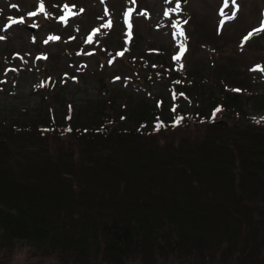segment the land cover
I'll list each match as a JSON object with an SVG mask.
<instances>
[{"label":"trees","instance_id":"trees-1","mask_svg":"<svg viewBox=\"0 0 264 264\" xmlns=\"http://www.w3.org/2000/svg\"><path fill=\"white\" fill-rule=\"evenodd\" d=\"M186 73L176 92L210 83ZM41 89L46 105L0 114V249L55 259L31 264H216L218 251L219 264H264V121L212 117L214 96L169 115L109 96L58 118L57 92ZM239 99L221 104L242 111Z\"/></svg>","mask_w":264,"mask_h":264},{"label":"rangeland","instance_id":"rangeland-1","mask_svg":"<svg viewBox=\"0 0 264 264\" xmlns=\"http://www.w3.org/2000/svg\"><path fill=\"white\" fill-rule=\"evenodd\" d=\"M263 6L264 0H0V114L34 108L39 102L46 105L42 87L45 93L57 92L58 118L65 113L88 115L109 96L117 109L125 108L123 113H129L128 103L143 99L156 108L165 103L166 108L172 105L168 73L174 83L182 76L188 82L186 71L199 67L213 88L194 78L196 93L175 98L181 110L195 113L209 105L211 96L221 102L224 94L238 92L242 111L222 105L217 116L228 123L238 117L242 123L262 122L264 25L247 30L264 20ZM182 14L191 41L181 33ZM127 22L133 23L131 40L121 25ZM181 45L183 51L189 48L177 60ZM181 60L185 68L180 71ZM161 112L169 115L170 109ZM27 248L0 249V264L55 261ZM221 258L218 251L216 264Z\"/></svg>","mask_w":264,"mask_h":264},{"label":"snow or ice","instance_id":"snow-or-ice-1","mask_svg":"<svg viewBox=\"0 0 264 264\" xmlns=\"http://www.w3.org/2000/svg\"><path fill=\"white\" fill-rule=\"evenodd\" d=\"M233 3H235V0H233ZM177 8H179V4L178 3H177ZM41 10L43 11V5L41 6ZM31 15H35V13H32ZM185 23H186V21H185ZM33 26H35V25H33ZM106 27H107V25H106ZM0 39H3V37H0ZM49 39L55 40V39H59V38L58 37H49ZM181 49H182V51H181V55H182L183 54V45H181ZM176 59L179 60L180 56H177ZM180 119H182V118H180ZM180 119L176 120V123H175L174 126H178L179 125ZM162 126H163L162 124H158L156 126L155 130L159 131Z\"/></svg>","mask_w":264,"mask_h":264}]
</instances>
